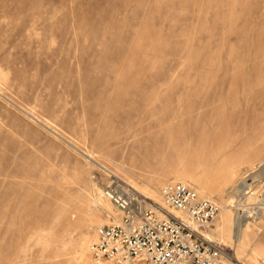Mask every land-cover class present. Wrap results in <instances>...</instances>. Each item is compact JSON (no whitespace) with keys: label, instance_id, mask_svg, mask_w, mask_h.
Segmentation results:
<instances>
[{"label":"rangeland","instance_id":"1","mask_svg":"<svg viewBox=\"0 0 264 264\" xmlns=\"http://www.w3.org/2000/svg\"><path fill=\"white\" fill-rule=\"evenodd\" d=\"M168 181L264 264V0H0V264H92L110 190L186 220Z\"/></svg>","mask_w":264,"mask_h":264},{"label":"built area","instance_id":"2","mask_svg":"<svg viewBox=\"0 0 264 264\" xmlns=\"http://www.w3.org/2000/svg\"><path fill=\"white\" fill-rule=\"evenodd\" d=\"M159 194L186 220L167 217L163 207L146 206L130 192H107L121 215L90 243L92 264H226L223 248L202 234L217 219L220 203L183 181L164 183Z\"/></svg>","mask_w":264,"mask_h":264},{"label":"bare ground","instance_id":"3","mask_svg":"<svg viewBox=\"0 0 264 264\" xmlns=\"http://www.w3.org/2000/svg\"><path fill=\"white\" fill-rule=\"evenodd\" d=\"M176 129H177V127L176 126H172V127H169V129L168 130H170V132H171V134H169V133H167V134H165L168 138H174V134H173V132H175L176 131ZM180 129V128H179ZM181 130V129H180ZM177 133V132H176ZM175 139V138H174ZM178 139H180L179 137H178ZM181 140V139H180ZM182 141V140H181ZM184 141V140H183ZM203 142L202 141H197V145H201ZM149 151V150H148ZM192 155V154H191ZM175 156V152H172L171 153V157H174ZM198 156V155H197ZM180 159H183L184 158V156H182L181 154H180ZM168 159V158H167ZM252 185H253V182L250 184V185H246L245 183H242V187H244V190H242V192L241 191H239V194H238V196L239 197H241L245 192V190H247L248 188H250V187H252ZM237 208V207H236ZM164 213V212H163ZM181 214V213H180ZM163 215H165V216H167L165 213L163 214ZM244 214H243V212L242 211H239L238 210V212H237V214H236V219H235V221H236V231H237V233H239V231H240V229L243 227V224H244ZM204 236V238L205 239H208V237L204 234L203 235ZM209 240V239H208Z\"/></svg>","mask_w":264,"mask_h":264}]
</instances>
